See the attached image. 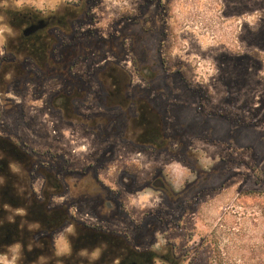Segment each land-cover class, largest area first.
Instances as JSON below:
<instances>
[{"label":"rangeland","instance_id":"obj_1","mask_svg":"<svg viewBox=\"0 0 264 264\" xmlns=\"http://www.w3.org/2000/svg\"><path fill=\"white\" fill-rule=\"evenodd\" d=\"M25 10L66 19L45 71L9 49L17 32L4 14ZM113 75L130 102L112 96ZM138 99L158 115L163 147L136 143ZM0 136L34 162L12 165L15 193L70 211L46 231L0 203V219L26 230L0 264L33 249L37 264H104V244L73 253L76 226L155 252L153 264H264V0L0 3ZM45 172L68 192L44 200Z\"/></svg>","mask_w":264,"mask_h":264},{"label":"trees","instance_id":"obj_2","mask_svg":"<svg viewBox=\"0 0 264 264\" xmlns=\"http://www.w3.org/2000/svg\"><path fill=\"white\" fill-rule=\"evenodd\" d=\"M7 0H0V3ZM6 20L13 27H18L22 24L29 25L31 22L39 21L42 17L39 16L38 12L35 13L30 10L20 11V12H9L6 11L4 14ZM62 23L67 26L66 19L60 18ZM16 40V39H15ZM21 43L24 45V50L18 51L17 47L13 44H9V49L12 53H21L28 58L34 59L40 68L45 67V62L49 63L48 51L51 46L56 44L53 36L47 35L46 31H42L30 38L20 37ZM46 58V60H43ZM51 63V62H50ZM44 69V68H43ZM113 80L114 90L112 96L119 95L122 103L130 102L131 100H126L124 95V87L121 85L122 82L116 77L111 76ZM111 96V97H112ZM137 106V118H134L133 124L135 129L141 130V132L136 137V143L139 145H155L158 147H163L165 141L163 139L162 123L158 115L151 108L150 103H146L144 100H136ZM18 144L10 139L0 136V179H4L3 183L0 185V203L2 205H9L17 209H27L29 208V202L24 199L17 198L15 193L14 183L16 179V174L12 172L10 168V162L8 157H12L11 161L15 162L19 160V150ZM8 156V157H7ZM17 184V183H16ZM3 211V209H2ZM29 214V213H28ZM26 215V219L33 218L31 214ZM79 237H83L89 242L103 243L106 245L107 250L103 252L102 256L98 260V263L110 264L111 257L108 255V248L113 246L119 252L121 261L118 264H126L127 262L133 260L138 261L141 264H153L157 258V254L152 251L137 252L131 248L128 244L124 243L123 239L119 236L105 233L102 231H97L94 228L87 226H80ZM24 227L17 222L7 221L0 219V252L6 247L14 245L21 241L23 234L25 233ZM76 245V244H75Z\"/></svg>","mask_w":264,"mask_h":264},{"label":"flooded vegetation","instance_id":"obj_3","mask_svg":"<svg viewBox=\"0 0 264 264\" xmlns=\"http://www.w3.org/2000/svg\"><path fill=\"white\" fill-rule=\"evenodd\" d=\"M42 20H44L46 22V24H47L46 27H44L43 29H39L37 32H35L34 34H32L30 36L24 35L23 31L25 30L26 27L33 25V24H38ZM66 27L67 26L62 23L61 19H59L55 16L48 17V18H42L39 21L31 22V24H29V25L22 24L18 27H13L17 32L16 38H15L16 40L14 39L13 43L17 47L18 51H22V50H24V47H23L24 45L21 43L20 37L30 38V37H33L42 31H46L47 35L52 36L50 34V32L54 28H61L64 31L66 29ZM56 44H57V42H56ZM55 45L51 46L49 51H48V59L49 58L50 59H49V63L44 61L45 62V65H44L45 67H43L44 69L40 68L38 66V64L34 61V59L28 58L21 53H16L15 56L21 57V58L26 59V60H31L37 65V67L39 69H41L42 71H45V70H47V68L52 67L55 64L54 60L52 58V52H53V48ZM43 60H46V58H44ZM16 70H17L18 74L23 71L21 63L16 64ZM19 76H20V74H19ZM18 149H20L19 150L20 153L18 156L20 159L15 162L16 164H13L14 161H11L12 157L7 156L10 159L9 160L10 168L12 167V165H19L21 163H24V161L28 163L27 164L28 166H30V167L33 166L34 162H33L32 158L30 156H28L26 154V152H24L20 148V146H18ZM44 178H45L46 188L48 189L49 187H52V189H53V192H49L48 190H44V192H43L44 200L49 201L53 196L65 195L68 192V188L65 185L66 182L62 183L55 176H53V174H51L49 172H45ZM16 194H17V198H19V199L21 198V199H24V200L29 202V208H28L27 213L34 215V217H36L37 221L42 224V226L44 227V229L46 231L57 230L61 226H63L64 224L70 222V211H69L68 205L67 206L65 205L64 207L52 209V210H47L46 203L39 202L37 197H35V196L30 197L28 195V193H26V192L24 194H19L17 192ZM68 195H69V193H68ZM21 209H24V208H21ZM25 210H27V209H25ZM80 229H81L80 226H76L75 235H73L70 238V242H71L74 254L76 252H80L83 249H89V248H100L101 249L102 247H104L103 243L97 244V243H94L93 241L89 242L86 239H83V237H79L78 234H79ZM23 242L24 241H21L18 243H23ZM18 243H15V244H18ZM40 253H41V251L37 250V249H33L30 252H27L26 253L27 257L25 258L26 260H24L23 264H37L38 259L41 256ZM110 260H111V261H109L110 264H118L121 261V257L118 255H114L111 257ZM126 264H141V263L138 261L131 260V261L127 262Z\"/></svg>","mask_w":264,"mask_h":264},{"label":"water","instance_id":"obj_4","mask_svg":"<svg viewBox=\"0 0 264 264\" xmlns=\"http://www.w3.org/2000/svg\"><path fill=\"white\" fill-rule=\"evenodd\" d=\"M46 22L44 20L40 21L38 24H33L30 25L28 27L25 28V30L23 31L25 36H30L32 34H34L35 32H37L39 29H43L44 27H46ZM155 187H162V183L160 181H156L154 183Z\"/></svg>","mask_w":264,"mask_h":264}]
</instances>
